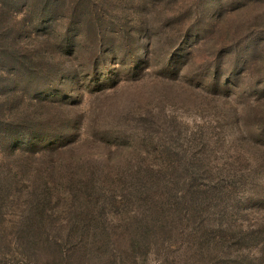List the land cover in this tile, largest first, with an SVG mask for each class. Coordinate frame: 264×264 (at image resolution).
<instances>
[{
	"label": "rangeland",
	"instance_id": "374dc122",
	"mask_svg": "<svg viewBox=\"0 0 264 264\" xmlns=\"http://www.w3.org/2000/svg\"><path fill=\"white\" fill-rule=\"evenodd\" d=\"M37 1L13 8L43 29L51 17L35 16L49 3ZM73 2L50 8L73 24L91 20L69 19L67 6L101 8L105 68L88 65V50L77 76L47 70L43 51L21 71L0 64V264H264V0ZM127 23L143 40L137 65L122 48ZM174 143L175 176L166 169ZM204 157L243 174L239 187L220 174L231 183L227 214L174 213L189 160ZM146 171L174 188L145 187Z\"/></svg>",
	"mask_w": 264,
	"mask_h": 264
},
{
	"label": "trees",
	"instance_id": "16d2710c",
	"mask_svg": "<svg viewBox=\"0 0 264 264\" xmlns=\"http://www.w3.org/2000/svg\"><path fill=\"white\" fill-rule=\"evenodd\" d=\"M18 1L19 0H0V64L2 66H9L16 71L24 70L30 66L28 62L32 64V61L37 58L39 52L43 51L42 59L45 62L44 66L47 70H50L52 67H57V73L59 72L58 75L60 76L72 73L77 76L80 73V70L77 69L78 66L76 61L78 57L81 56L80 54L83 53L81 52L83 50H88V55L85 59L88 58L86 61L89 62L88 65H90L94 71L105 68L108 65L111 59L107 50L109 47V33L107 32V22H104L102 17L104 15H101L102 10L99 6L98 8L93 6L89 8L87 7L86 9L85 7H80L81 5L79 7L77 5L72 9L67 6L64 10L66 11L69 8V19L86 17V20L90 19L91 21H82L80 23L73 24L70 20L69 22L63 21V23H59L58 10L54 11L50 8L52 1L56 0H44L48 1L49 5H47V8H43L44 10L40 9L36 13L35 17L40 15V13L41 15L45 13L48 17H51V19L47 22V25L43 27V29H40L33 25L30 20L32 18L31 11L27 8L25 10H14L13 6ZM41 1L42 0H40V2ZM73 1L58 0V5L64 6L66 3H69L68 5L70 6V3L76 2ZM63 16L67 17L65 14ZM144 22V28L146 29L145 31L147 35L148 28L150 29L151 27L149 26V21L144 20ZM128 25V23L127 25L125 24V26L124 24L120 25V28L118 29L121 31V35L124 38V47L122 48L130 51L133 55L132 61H134L130 63L136 64L134 57L136 55L138 59L140 45L143 40H140V37H136V34L131 32L132 28L130 30ZM169 27H172V29L169 30L170 35L177 34V36L187 38H191L195 35L193 28L189 26H187L184 30L185 32H183V27ZM175 30L176 33H173ZM73 35H75V37H79L80 40H75L74 42L70 41ZM81 39H84V41ZM151 45V35L149 34L146 38V58H148L151 52ZM178 46L179 44L173 43V46L171 47L175 49ZM178 58H180L179 55L174 54V56H172V59L174 60H177ZM218 86L219 84L215 86V88H217V91L219 92L220 88ZM49 95L52 96V94ZM260 139L264 141V135ZM254 141L257 142L258 140L254 139ZM259 142L260 141H258V146H262ZM167 147L166 153H168L167 159L170 166H166V169H169V171H171V173L175 176L177 174H175L176 159L174 155L177 151L181 152L182 149L178 147L177 143L171 144ZM259 150L264 153L263 149L260 148ZM204 153L205 150L202 151L203 156ZM203 159H205V157L201 159L200 164H198V162L194 163L193 159L189 160V163L192 166H190L188 170L186 169L188 181L184 182L185 188L182 191L183 194H175L173 197L170 196L171 203L174 206L172 207L174 213L175 211L183 213L185 210H190L192 213L193 211L196 212L197 210L204 209L210 214L214 213V211L222 212L221 216L227 214L226 212L229 208H224V205L221 204H224V201L230 197V192L232 191L230 190L231 187H229L228 184L231 183L230 181H227L228 179L221 177L220 174L227 172V175H229L234 184L238 187L239 181L237 180L242 178L243 174L237 170L235 172H231L229 168H219L216 170L213 166H210L211 164H204L206 160L203 162ZM208 161L210 160L208 159ZM146 172L149 173L148 171ZM151 173L152 172H150L149 175H146L145 180L142 182L145 184V187L150 185V183L151 185H158V183L164 182L167 187H169L168 185L171 186L169 187L170 190L174 188L172 180H163L161 176H155V174ZM201 179L203 182H201ZM205 180L208 181L205 182ZM178 183L182 182L178 179ZM180 207L183 208V211H180ZM214 207H217L218 209L214 210ZM219 227V230L221 229L225 234H229L230 232H234L235 234L236 231L239 232L238 234L242 233L241 229H237V227H233L232 225H221ZM242 241L243 240H238V243Z\"/></svg>",
	"mask_w": 264,
	"mask_h": 264
}]
</instances>
